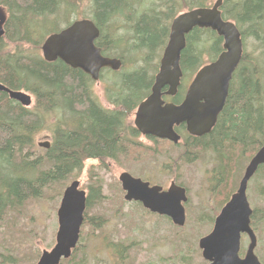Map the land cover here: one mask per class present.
Segmentation results:
<instances>
[{"label":"trees","instance_id":"obj_1","mask_svg":"<svg viewBox=\"0 0 264 264\" xmlns=\"http://www.w3.org/2000/svg\"><path fill=\"white\" fill-rule=\"evenodd\" d=\"M90 1L91 17L83 19L91 20L99 30L95 45L102 56L122 61L117 72L101 71L104 96L113 109L99 104L93 93L94 82L82 71L58 60L48 63L37 55L22 51L15 55L11 53L9 45L12 43L40 50L44 39L60 30L57 28L44 38L36 39L46 24L42 19L51 18L62 4L73 6L79 0H0V4L7 7L12 24L0 38V84L34 98L29 109L0 92V216L7 210H16L27 200L39 199L43 189H50L53 184L77 179L87 161H96V167L105 170L109 162H118L122 158L139 160L145 153L147 155L142 145L130 140L136 139L138 132L126 122L150 91L171 21L181 12L209 7L212 2ZM220 12L222 19L233 22L240 32L242 58L232 75L225 104L211 132L201 138L184 137L180 144L188 157L204 151L215 156L217 164L212 172L211 190L220 199L210 215L204 213L200 217L203 224L210 225L237 188L236 179L242 170L238 162L242 165L243 158L248 162L264 145V0H222ZM71 22H66V26ZM247 39L257 42L249 54L245 51ZM222 43V38L209 29L194 28L186 35L180 58L183 79L193 77L203 65L213 62L222 52ZM132 65L136 66L127 69ZM108 73L113 76H107ZM52 114L60 117L55 125L47 120ZM43 130L51 132L50 147L33 159L34 137ZM93 170L87 171L89 186L79 241L87 236L85 227L91 234L98 232L103 236L106 218L104 214L89 217L90 208L102 204L111 208L114 204L118 210L124 204L118 183L116 188L108 185L112 193L106 195L103 191L105 183L92 173ZM18 173L19 178L16 177ZM251 180L257 181L255 187L258 188L259 180H264V165L258 167ZM260 191L264 197V188ZM256 212L253 211L251 216V227L255 232L258 231L255 217L264 223V212ZM244 239L243 236L242 242ZM185 240L180 242L182 249L185 245L179 256L183 263L187 262L193 247ZM79 244L70 258L60 264L86 263L85 251ZM109 245L117 257L115 264H124L120 260L124 246L116 242ZM243 253L242 246L240 255Z\"/></svg>","mask_w":264,"mask_h":264},{"label":"water","instance_id":"obj_2","mask_svg":"<svg viewBox=\"0 0 264 264\" xmlns=\"http://www.w3.org/2000/svg\"><path fill=\"white\" fill-rule=\"evenodd\" d=\"M222 0H215L210 7L196 8L178 14L170 23L166 45L159 60L151 93L135 112L134 126L142 135H152L176 142L179 138L173 127L184 124L194 137L210 133L225 104L232 75L238 67L243 44L239 30L231 21H224L220 7ZM3 15L0 13V37ZM194 28L209 29L222 38V52L211 63L202 66L191 80L185 97L179 105L165 104L161 99L163 88L168 96L176 94L182 78L180 58L185 48V36ZM99 37L96 25L88 19L76 20L66 28L45 38L40 50L42 59L51 63L61 61L78 69L94 82L101 70L118 71L122 61L101 55L95 46ZM0 92L22 107L32 105L31 96L22 91H12L0 84ZM48 149V143L38 144ZM264 165V145L254 154L244 169L235 193L216 216L212 230L198 240L201 256L207 264H261L254 250L257 239L250 226L253 210L246 196L249 180L258 167ZM118 181L126 202H137L150 213L167 217L173 225L183 227L187 201L184 188L171 184L166 191L130 174L122 172ZM86 209L85 191L78 180L72 181L63 191L56 212L57 232L55 244L43 250L36 264H60L70 258L76 248ZM248 238L243 257L239 256L241 236Z\"/></svg>","mask_w":264,"mask_h":264},{"label":"rangeland","instance_id":"obj_3","mask_svg":"<svg viewBox=\"0 0 264 264\" xmlns=\"http://www.w3.org/2000/svg\"><path fill=\"white\" fill-rule=\"evenodd\" d=\"M214 1L212 0L211 5ZM91 10L90 0H79L73 6L69 3L62 4L59 11L51 18L42 19L46 24L44 28L39 30L36 39L44 38L57 28L65 27L66 22L91 17ZM37 26L40 27V25ZM256 45L257 42L247 39L246 53H252ZM9 46L14 55L22 51L23 54L42 57L41 50H33L28 45L12 43ZM204 59L206 60L207 57ZM135 66H128L127 69H132ZM107 76L112 77L113 75L108 73ZM93 89L99 98L104 95L101 94L103 84L99 86L95 84ZM33 99L32 97V101ZM100 102L103 106L106 105L103 100ZM32 106L33 103L29 109ZM59 118L52 114L47 120L50 124L55 125ZM130 122H132V116ZM138 140L146 145L149 144L154 149L157 148L160 153L166 152L164 150H169V153L164 155H150V153L146 155L145 153L139 160L122 158L118 162H109L105 170L96 167V161H87L81 175L73 180H79L80 189L87 190V186H89L87 171L93 168L92 173L98 175L105 183L104 193L110 195L112 192L109 191L108 185H114L113 187L116 188L118 183L120 186L118 177L122 172H127L132 177L141 180H148L150 174L153 183L164 186V188H167L174 178L176 184L186 189L187 201L183 204L185 224L183 227H177L167 217L153 215L136 203L125 202L123 199L124 192L121 190V198L124 201L121 209L116 210L114 204L111 208L108 204L105 206L102 204L100 207L94 206L88 210L89 217L104 214L106 223L102 231L103 236L102 233L98 232L93 235L87 227L84 228L87 236L84 239L81 238L79 248L85 251V264H115L117 257L109 245L110 242L124 246L125 250L120 258L124 264H206L197 244L199 238L207 235L213 226V223L211 225L203 224L200 217L204 213L210 215L220 199L211 190L213 186L212 172L217 164L215 156L210 151H204L195 156L184 157L182 150L169 148L170 146L166 144L156 146V144L148 143L144 139L139 138ZM49 141H51V132L47 130L41 131L34 137L32 153L35 154L32 155L33 159L38 153L44 154L42 152L44 149L38 147L37 144H44ZM243 159L242 165L238 162L239 169L241 170L242 167V170L236 179V187L248 163L245 158ZM45 168L48 167L43 169ZM37 173L38 171L35 172L36 175ZM71 181L53 184L50 189H43L39 199L27 200L16 210H7L0 216V264H35L42 250H50L53 247L58 228L56 212L61 199L58 194L63 193ZM259 181L257 188L255 187L257 181L251 180L246 192L252 210H257L256 213L258 214L264 212V197L260 191L262 187L264 188V180ZM187 219L188 221H186ZM255 222L258 231H254L257 236L254 252L261 264H264V223L260 219L256 220V217ZM182 239H186L193 245L191 255L187 258L186 263L181 262L179 257L181 255L180 250L185 249V245L182 249L180 244ZM247 242L246 238L241 242L244 252Z\"/></svg>","mask_w":264,"mask_h":264},{"label":"flooded vegetation","instance_id":"obj_4","mask_svg":"<svg viewBox=\"0 0 264 264\" xmlns=\"http://www.w3.org/2000/svg\"><path fill=\"white\" fill-rule=\"evenodd\" d=\"M222 5V4H221ZM220 10V9H219ZM0 13L3 15V24H2V26H1V30H2V36L0 37V38H2L4 35H5V33L6 32H8L9 31V27L10 26H12V24L10 23V15H9V13H8V11H7V7H5V6H3V5H0ZM61 30V29H60ZM17 47V46H16ZM103 70H107V69H103ZM193 79V77H191L190 79H183V74H182V78L180 79V84H179V86H178V88H177V91H176V94L175 95H173V96H168V95H166L165 93L167 92V88L165 87V88H163L162 90H161V93H162V96H161V99L163 100V102L165 103V104H173V105H179L182 101H183V99H184V97H185V93H186V91H187V88H188V86H189V84H190V82H191V80ZM189 80V81H188ZM93 82V81H92ZM95 84H98V86L100 85V84H103V92L101 93L102 95L104 94V92H105V83L103 82V80L101 79V73H100V75H99V80L97 81V82H94V85ZM153 85V84H152ZM152 87V86H151ZM93 93H94V96L97 98V100H98V102H99V104L103 107V108H106V109H113V106L112 105H110L108 102H107V100L105 99V96L103 95V96H101L100 98L98 97V95H96V92L93 90ZM150 93H151V88H150V91H149V93H148V95L144 98V99H142L139 103H138V105L141 103V102H143L145 99H147V97L150 95ZM101 100H103L104 102H105V106H103L102 104H101ZM138 105L135 107V109H134V111H133V113L131 114V116H132V122H130V118H131V116L129 117V119L127 120V124L128 125H130L132 128H134L137 132H138V137L136 138V139H134V138H130V140H136L140 145H142V147H144V149L146 150V152H148V153H150V155H157V154H162V155H164V154H167V153H169V150L167 151V150H164V151H166V152H162V153H160L158 150H157V148L156 149H154V148H152L151 146H149V144L148 145H146V144H144L142 141L140 142L138 139L139 138H141V140L142 139H144V140H146V141H148V143H151V144H156V146H158L159 144H166V145H168V146H170L171 145V147H169V148H175L176 150H182L183 148L181 147V143H182V140H183V138L184 137H187V138H189V137H192V138H201V137H203V136H205V135H203V136H201V137H194V136H191L188 132H187V130H186V126L184 125V124H180L179 126H174L173 127V130H174V132H175V134L178 136V140L174 143V142H172V141H169L168 139H161V138H158V137H155V136H152V135H142L136 128H135V126H134V118H135V112H136V109H137V107H138ZM55 115V114H54ZM211 132V131H210ZM209 134V133H208ZM207 135V134H206ZM48 143V149H49V147H50V144H51V141H49V142H47ZM39 144V143H38ZM37 144V146L39 147V145ZM41 148H43L44 150H47V149H45L44 147H41ZM168 148V149H169ZM147 153V154H148ZM183 156L184 157H186V156H188V153H186V152H183ZM16 157H17V159L19 160V153H17L16 154ZM180 158H181V156H179ZM250 161V160H249ZM249 161H248V163H249ZM247 163V164H248ZM142 164V163H141ZM247 166V165H246ZM245 166V167H246ZM18 171H19V163H18ZM245 169V168H244ZM244 172V171H243ZM127 173V172H126ZM129 174V173H128ZM243 175V174H242ZM17 178H19V173H18V176H16ZM242 177V176H241ZM134 178V177H133ZM137 179H139V178H137ZM148 180H141V181H143V182H146V183H148L149 184V187H153V186H157V187H160L163 191H166L167 189H168V187L173 183V184H175V185H177V186H179V187H182V186H180V185H178V184H176V180L173 178L172 180H171V182H170V185L167 187V188H164V186H161V185H157V184H154L153 183V180H152V177H150V174H149V177L147 178ZM241 179V178H240ZM80 186H81V184H80ZM238 187V186H237ZM184 188V187H183ZM185 189V188H184ZM237 189V188H236ZM81 190H83L82 188H81ZM186 190V189H185ZM85 191V193H86V190H84ZM236 191V190H235ZM235 191L233 192V193H235ZM232 193V194H233ZM232 194L230 195V197L232 196ZM230 197H229V199H230ZM229 199H228V201H229ZM227 201V202H228ZM133 203H136L137 205H139V206H141V204L140 203H137V202H133ZM142 207V206H141ZM152 214V213H151ZM153 215H156V214H153ZM158 216V215H157ZM2 263H5V262H2Z\"/></svg>","mask_w":264,"mask_h":264},{"label":"bare ground","instance_id":"obj_5","mask_svg":"<svg viewBox=\"0 0 264 264\" xmlns=\"http://www.w3.org/2000/svg\"><path fill=\"white\" fill-rule=\"evenodd\" d=\"M15 31V30H14ZM17 34V33H16Z\"/></svg>","mask_w":264,"mask_h":264}]
</instances>
